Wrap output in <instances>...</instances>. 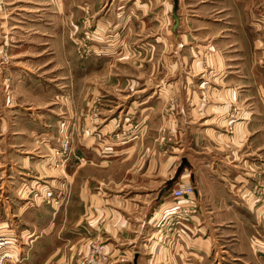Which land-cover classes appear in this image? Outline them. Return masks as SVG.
Returning <instances> with one entry per match:
<instances>
[{
	"label": "crops",
	"instance_id": "obj_1",
	"mask_svg": "<svg viewBox=\"0 0 264 264\" xmlns=\"http://www.w3.org/2000/svg\"><path fill=\"white\" fill-rule=\"evenodd\" d=\"M180 1L195 12L180 19L188 84L166 85L175 93L129 85L124 100L134 99L123 106L104 98L100 114L108 117L98 132L79 122L87 98L76 85L63 99L53 86L0 85V143L8 145L0 156V166L8 162L0 171V234L22 254L18 264H80L93 248L100 264H264V249L254 248L264 239V0ZM202 56L217 76L204 85ZM19 99L57 108L24 111L15 108ZM60 105L75 136L65 158L62 123L54 124ZM118 127L134 128L132 138H99ZM32 171L50 178L31 179ZM182 182L194 187L196 211L190 221L174 214L163 221L178 208L172 191ZM45 189L56 197L68 191L67 204L43 202Z\"/></svg>",
	"mask_w": 264,
	"mask_h": 264
},
{
	"label": "rangeland",
	"instance_id": "obj_2",
	"mask_svg": "<svg viewBox=\"0 0 264 264\" xmlns=\"http://www.w3.org/2000/svg\"><path fill=\"white\" fill-rule=\"evenodd\" d=\"M92 1L0 0V85H14L23 89L27 87L25 85L53 86L49 91L57 89L60 93L63 92L62 99L67 96L68 89L76 85L78 92H83L87 98L83 107H80L82 111L79 113V122L87 121L91 126L94 124L93 128L98 132V125L106 122L101 119L108 117L101 115L107 113L104 98H109L107 104L111 108L118 103L120 106L128 105L134 99L129 94L131 97L124 100L123 95L133 91L129 85H153L157 93H175L180 90L166 85L188 84V68L181 64V55L187 47L181 41L180 19L182 14L188 17L195 12L181 1L178 4V0H96L95 6L91 4ZM173 15L178 16L180 24L175 28L172 27L175 22ZM175 35L180 38L176 39ZM197 49L198 43H191L190 51L195 52ZM196 63L203 70L199 75L200 81L205 76L212 80L217 78L210 74L213 68L208 69L209 57L202 56ZM90 69L93 71H89ZM84 70L87 71L83 72ZM197 77L198 74L193 75V84L198 80ZM201 84L204 85L203 81ZM91 85L96 89H93V94H86ZM123 85H126V89H123ZM19 101V106L15 108L25 109L24 111L37 112L41 109L52 114L54 107L57 108L54 105H30L33 103L31 99ZM167 102L174 108L176 99ZM61 108L60 105L56 112L55 125L62 123L63 118L70 119V110ZM67 124L69 125L68 122ZM61 125L64 156L74 132L70 131L68 125ZM133 129L118 127L99 138H108L110 142V139L115 140L114 142L121 141L123 137L129 140ZM1 138L3 136L0 135V140ZM158 140L159 143L166 141L163 136ZM2 144L0 143V156H5L8 145ZM6 164V160L1 164V172H4ZM30 175L31 179L50 178V175L42 177L33 171ZM61 177L66 179L65 173ZM258 189L254 187V192ZM47 192L52 194V199H46ZM66 193L56 197L51 189H45L42 201L59 208L67 204L68 191ZM260 193L264 197V193ZM256 199L259 201V198ZM262 203L263 208L264 198ZM0 237L9 242L6 236L0 234ZM254 248L255 251L263 250L264 239L256 241ZM22 259V254L17 253L12 261L3 259L2 262L18 264Z\"/></svg>",
	"mask_w": 264,
	"mask_h": 264
},
{
	"label": "built area",
	"instance_id": "obj_3",
	"mask_svg": "<svg viewBox=\"0 0 264 264\" xmlns=\"http://www.w3.org/2000/svg\"><path fill=\"white\" fill-rule=\"evenodd\" d=\"M46 196V199L53 198L50 192H47ZM172 197L178 208L172 209L171 211L166 210L162 216L163 221L173 219L172 214L175 215L174 219L190 221L197 208L195 191L192 184L188 182L177 183L172 191ZM0 250L2 251L0 254V264H4L2 262L3 259L12 261L18 253L14 245H11V243L3 237H0ZM80 264H100L98 249L93 248Z\"/></svg>",
	"mask_w": 264,
	"mask_h": 264
},
{
	"label": "water",
	"instance_id": "obj_4",
	"mask_svg": "<svg viewBox=\"0 0 264 264\" xmlns=\"http://www.w3.org/2000/svg\"><path fill=\"white\" fill-rule=\"evenodd\" d=\"M176 26H177V25L175 24L173 28H175ZM184 162H185V161H182V162H181V165H180L179 169H178L177 172H176V176L179 175V173L181 172L182 168L184 167V165H185ZM175 181H176V178H175V179H172V180H171V183H174Z\"/></svg>",
	"mask_w": 264,
	"mask_h": 264
},
{
	"label": "bare ground",
	"instance_id": "obj_5",
	"mask_svg": "<svg viewBox=\"0 0 264 264\" xmlns=\"http://www.w3.org/2000/svg\"><path fill=\"white\" fill-rule=\"evenodd\" d=\"M50 161V160H49Z\"/></svg>",
	"mask_w": 264,
	"mask_h": 264
}]
</instances>
